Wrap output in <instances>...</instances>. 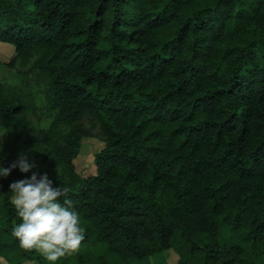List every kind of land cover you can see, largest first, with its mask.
Wrapping results in <instances>:
<instances>
[{"label": "trees", "instance_id": "16d2710c", "mask_svg": "<svg viewBox=\"0 0 264 264\" xmlns=\"http://www.w3.org/2000/svg\"><path fill=\"white\" fill-rule=\"evenodd\" d=\"M0 42V161L36 162L0 178V264H47L11 235L9 185L33 171L85 230L58 264L264 261V0H0Z\"/></svg>", "mask_w": 264, "mask_h": 264}, {"label": "clouds", "instance_id": "9594fccd", "mask_svg": "<svg viewBox=\"0 0 264 264\" xmlns=\"http://www.w3.org/2000/svg\"><path fill=\"white\" fill-rule=\"evenodd\" d=\"M34 167L26 156H20L8 167L0 161V178H7L17 168L21 173H29ZM9 192L8 201L18 218L11 235L20 249L37 252L47 264H58L79 251L85 230L67 189L54 187L46 173L33 171L30 176L10 183Z\"/></svg>", "mask_w": 264, "mask_h": 264}, {"label": "rangeland", "instance_id": "374dc122", "mask_svg": "<svg viewBox=\"0 0 264 264\" xmlns=\"http://www.w3.org/2000/svg\"><path fill=\"white\" fill-rule=\"evenodd\" d=\"M15 56H16V50L14 46L0 42V63L8 64ZM0 69H2L1 66ZM3 69L6 70L5 68ZM93 132H94L93 136L85 137L83 139L80 154L78 158L75 160L76 169L78 173L84 178H88L96 174L97 155L103 152L106 146L105 142L98 136V130L95 129ZM20 156H26L30 163H34L36 165L35 160L33 158L28 157V153L26 151L15 150L14 157L16 158V160ZM228 231H229L228 227H223L222 239H223V234ZM241 233L242 232H231V234L226 238L225 240L226 242L224 243H227V241H229V243H233L234 239L240 237ZM178 259L179 256L174 251L166 255L165 258V260H167L170 264L177 263ZM261 264H264V261Z\"/></svg>", "mask_w": 264, "mask_h": 264}]
</instances>
